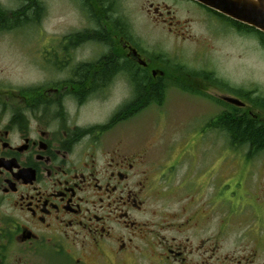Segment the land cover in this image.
<instances>
[{
  "label": "flooded vegetation",
  "instance_id": "1",
  "mask_svg": "<svg viewBox=\"0 0 264 264\" xmlns=\"http://www.w3.org/2000/svg\"><path fill=\"white\" fill-rule=\"evenodd\" d=\"M68 1L78 29L48 38L38 79L0 82V264H226L210 238L187 236L205 228L199 217L145 219L178 158L151 143L131 147L122 127L169 95L210 90L220 115L264 124L254 91L226 82L205 52L195 64L181 54L196 40L186 30L194 17L180 20L173 8L202 11L208 39L257 33L193 0L150 2L141 11L176 39L168 54L137 32L122 0ZM205 41L200 47L212 51Z\"/></svg>",
  "mask_w": 264,
  "mask_h": 264
},
{
  "label": "rangeland",
  "instance_id": "2",
  "mask_svg": "<svg viewBox=\"0 0 264 264\" xmlns=\"http://www.w3.org/2000/svg\"><path fill=\"white\" fill-rule=\"evenodd\" d=\"M23 1L0 0V7L10 13L21 7ZM37 1L42 8L37 24L19 22V26L10 24L12 29L0 31V82L38 79L48 38L55 39L78 29L80 19L68 0ZM122 2L145 41L160 42L164 52L173 54L176 39L155 29L140 8L147 9L150 2L172 5L171 1ZM173 10L180 20L188 14L194 17L186 30L196 40L187 41L181 53L189 63L195 64L205 52L207 60L214 61L213 68L226 82L264 97V46L258 36L227 31L220 39H208L202 11L185 3ZM202 40H211L213 50L207 52L200 47ZM209 93L197 92L188 97L174 93L162 107L148 108L122 127L131 147L151 143L158 153L167 150L164 155L170 153L174 160L178 158L170 186L164 188L158 202L150 203V212L144 217L154 222L171 215L199 217L205 228L187 231L193 242L210 238L216 257L225 258L226 264L239 261L264 264V153L249 158L244 151L235 150L224 133L208 127L209 120L225 109L215 98L218 93L215 90ZM92 111L104 116L101 110ZM168 235L176 234L172 231Z\"/></svg>",
  "mask_w": 264,
  "mask_h": 264
},
{
  "label": "trees",
  "instance_id": "3",
  "mask_svg": "<svg viewBox=\"0 0 264 264\" xmlns=\"http://www.w3.org/2000/svg\"><path fill=\"white\" fill-rule=\"evenodd\" d=\"M23 5L10 13H6L0 7V31L12 29L13 24L15 27L19 26V22L24 24H37L39 21L41 5L37 0H25ZM243 25V24H242ZM251 31H255L261 43L264 46V34L261 32L243 25ZM200 93V92H199ZM202 94V93H201ZM260 106L264 109V97H258ZM208 127L218 129L224 133L229 139L231 146L241 152L244 148H251L256 150L254 153H246L245 156L252 158L264 153V124L260 121L245 120L235 118L234 115H220L217 119H212L208 122Z\"/></svg>",
  "mask_w": 264,
  "mask_h": 264
},
{
  "label": "water",
  "instance_id": "4",
  "mask_svg": "<svg viewBox=\"0 0 264 264\" xmlns=\"http://www.w3.org/2000/svg\"><path fill=\"white\" fill-rule=\"evenodd\" d=\"M193 1L264 34V0ZM223 99L237 106L244 105L234 97H224Z\"/></svg>",
  "mask_w": 264,
  "mask_h": 264
}]
</instances>
